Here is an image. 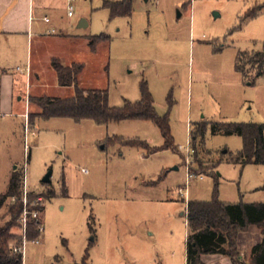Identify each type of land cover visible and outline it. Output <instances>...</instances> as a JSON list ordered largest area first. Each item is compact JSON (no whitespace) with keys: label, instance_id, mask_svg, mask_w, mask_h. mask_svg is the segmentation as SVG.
Segmentation results:
<instances>
[{"label":"rangeland","instance_id":"374dc122","mask_svg":"<svg viewBox=\"0 0 264 264\" xmlns=\"http://www.w3.org/2000/svg\"><path fill=\"white\" fill-rule=\"evenodd\" d=\"M107 1L123 0H79L72 19L59 12L52 36L70 38L65 63L84 65L81 88L108 91L112 108L138 103L146 83L158 116L170 122L171 145L162 150L167 140L147 121L29 124L27 104L10 82L1 90L0 75V194L16 168L22 177L27 168L29 192L45 201L44 234L26 246L24 264H82L87 254L90 264H186L190 203L264 204V166L238 165L243 140L214 134L221 124L264 125V77L245 78L236 67L240 54L264 53V0H135L131 18L114 20ZM102 35L112 42L93 53L88 38ZM1 50L10 76L27 73L23 52ZM45 82L55 90L54 74ZM198 126L205 135L193 141ZM115 138L162 151L109 145ZM8 210L0 211L3 224ZM261 238L258 229L241 237L246 262Z\"/></svg>","mask_w":264,"mask_h":264},{"label":"trees","instance_id":"16d2710c","mask_svg":"<svg viewBox=\"0 0 264 264\" xmlns=\"http://www.w3.org/2000/svg\"><path fill=\"white\" fill-rule=\"evenodd\" d=\"M134 3L135 0L107 1L104 8L110 12L113 20L131 18L134 13ZM262 10L263 8L260 7L257 11L249 12L245 15V21L257 17V14ZM111 42V37L107 35L91 37L89 48L93 53H96L99 47ZM236 67L237 71L245 78H249L251 72L256 73L257 78H262L264 77V53L255 55L240 54ZM52 69L57 74L59 86L73 88L75 96L65 100L31 98V106L37 107L41 111L38 116H30L31 122H34L37 117L47 120L70 119L77 123L92 121L100 126L121 124L127 121H147L154 123L167 140L166 147L162 150L170 148L172 138L170 122L168 118L158 116L154 99L146 83L141 86V100L138 103L126 102L123 108L116 109L110 106L108 91H86L80 88V77L85 69L83 65L68 67L59 60H54ZM204 133L205 126H198L195 132L192 133L193 141L199 135L203 138ZM214 134L238 136L243 140L244 149L238 155V165L243 168L251 165L264 166V125L221 124L215 127ZM108 144L147 148L150 150V155L162 151L151 149L150 145L146 143L125 141L120 138L109 140ZM196 159H199L198 156H196ZM22 190L23 177L15 173L8 192L5 195L0 194V211L9 206L7 213L9 221L6 224L0 221V264H24V254H16L12 247L14 243L21 245V239L16 230H21L20 218L24 210ZM64 193L66 196L67 192L64 191ZM30 197L31 200L37 198L34 193H31ZM13 200H15L14 203ZM187 219L189 235L186 264H204L203 259L206 256L224 257L229 259L232 264H264V204L229 205L220 202L217 198L210 203L194 202L188 205ZM40 224H42V221L31 223L30 241L37 240L40 237L36 231ZM253 229H258L262 238L252 248L251 260L248 263L242 256L240 241L244 234ZM82 264H90L88 254Z\"/></svg>","mask_w":264,"mask_h":264},{"label":"crops","instance_id":"0c3cea01","mask_svg":"<svg viewBox=\"0 0 264 264\" xmlns=\"http://www.w3.org/2000/svg\"><path fill=\"white\" fill-rule=\"evenodd\" d=\"M67 8L68 0H0V51H2V48L4 52L9 51V54H18L21 51L28 60L26 74L24 70H22L23 73H19L18 69L20 68H18L10 76L4 67H0L1 90H4L5 87L7 88L5 85L10 82V88L16 94L18 103L23 102L28 106V114L23 115V117L28 118L26 120H28L29 124L30 116H38L41 113L39 108L31 106V98L65 100L75 96L73 88H62L59 86L57 74L52 69V62L54 60H59L68 67L82 65L74 62L66 64L63 59V46L68 44L69 37L52 36L53 32H55L52 30L54 23L57 25L56 16L59 12H67ZM47 20H49V23ZM90 38H88V46ZM45 47L48 48L46 49ZM51 73L57 79L54 91L47 89L45 82V76ZM63 90L71 93L74 92V95L61 97L62 95L59 92H63ZM6 103V99L3 100L2 107ZM16 171L17 168L13 172L12 177ZM203 263L232 264L229 259L220 256H206L203 259Z\"/></svg>","mask_w":264,"mask_h":264},{"label":"built area","instance_id":"2783aa9c","mask_svg":"<svg viewBox=\"0 0 264 264\" xmlns=\"http://www.w3.org/2000/svg\"><path fill=\"white\" fill-rule=\"evenodd\" d=\"M79 0H68V17L70 19L75 17V5ZM49 23V20H47ZM19 73H23L21 69H18ZM23 196H22V202L24 204V210L22 213V216L20 218V225H21V235H20V243L21 245H17L14 243L12 247L14 248V252L16 254H24L25 256V250L26 246L32 242L36 245L40 244V238L44 234V228L43 224H40L37 228V233L40 235V237L37 240L30 241L29 240V234H30V225L32 222L42 221L43 212L45 209V201L41 198H36L34 200H31V192H29L28 182H27V168L24 169L23 174V190H22ZM15 200H13V203Z\"/></svg>","mask_w":264,"mask_h":264},{"label":"water","instance_id":"95a60500","mask_svg":"<svg viewBox=\"0 0 264 264\" xmlns=\"http://www.w3.org/2000/svg\"><path fill=\"white\" fill-rule=\"evenodd\" d=\"M146 2H149V0H145ZM216 17H220L219 15L216 14ZM88 28V24L86 22H81L80 24V29H87ZM52 175H48L46 177V179L44 180L43 184L46 186H50L52 184Z\"/></svg>","mask_w":264,"mask_h":264}]
</instances>
